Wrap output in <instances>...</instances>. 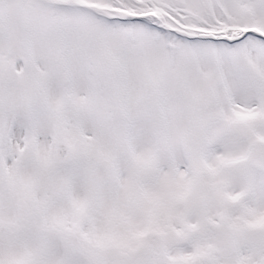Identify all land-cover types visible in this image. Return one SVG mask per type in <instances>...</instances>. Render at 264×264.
I'll return each instance as SVG.
<instances>
[{
    "label": "snow or ice",
    "instance_id": "6c2138e0",
    "mask_svg": "<svg viewBox=\"0 0 264 264\" xmlns=\"http://www.w3.org/2000/svg\"><path fill=\"white\" fill-rule=\"evenodd\" d=\"M0 264H264V0H0Z\"/></svg>",
    "mask_w": 264,
    "mask_h": 264
}]
</instances>
